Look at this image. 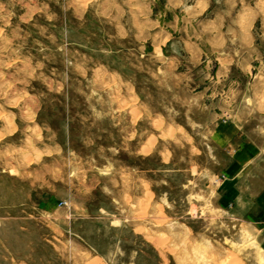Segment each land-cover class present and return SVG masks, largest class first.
I'll use <instances>...</instances> for the list:
<instances>
[{"label":"rangeland","instance_id":"1","mask_svg":"<svg viewBox=\"0 0 264 264\" xmlns=\"http://www.w3.org/2000/svg\"><path fill=\"white\" fill-rule=\"evenodd\" d=\"M169 2L0 0V264H264V160L236 209L228 113L154 43Z\"/></svg>","mask_w":264,"mask_h":264},{"label":"crops","instance_id":"2","mask_svg":"<svg viewBox=\"0 0 264 264\" xmlns=\"http://www.w3.org/2000/svg\"><path fill=\"white\" fill-rule=\"evenodd\" d=\"M256 2L170 0L171 14L161 20L155 14L154 21L160 34L154 43L186 73L185 86L213 107L216 118L228 113L229 120L216 122L213 132L234 160L236 187L242 189L236 209H255L254 195L243 193L245 172L264 160V11ZM257 202L264 209V199Z\"/></svg>","mask_w":264,"mask_h":264}]
</instances>
